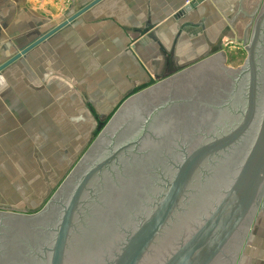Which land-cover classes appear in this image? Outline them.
<instances>
[{
	"label": "water",
	"instance_id": "1",
	"mask_svg": "<svg viewBox=\"0 0 264 264\" xmlns=\"http://www.w3.org/2000/svg\"><path fill=\"white\" fill-rule=\"evenodd\" d=\"M263 21L264 12L251 36L246 26L241 68H224L217 55L153 82L111 115L40 211L0 209L7 240L19 227L30 231L28 242L48 228L39 245L32 243L29 264H240L264 211V64L257 51ZM208 70L231 78L235 101L216 80H195ZM203 84L215 87L194 97ZM168 92L192 101L164 119L172 99L162 105L157 99ZM141 98L151 102L138 114L133 106ZM44 222L50 224L40 227Z\"/></svg>",
	"mask_w": 264,
	"mask_h": 264
},
{
	"label": "crops",
	"instance_id": "2",
	"mask_svg": "<svg viewBox=\"0 0 264 264\" xmlns=\"http://www.w3.org/2000/svg\"><path fill=\"white\" fill-rule=\"evenodd\" d=\"M96 1L70 0L74 13L68 18L73 16L66 21L64 18L67 13L64 11L62 20L72 21L63 28L55 29L58 31L52 35L54 25L31 9L32 0H0V66L15 57L21 49L50 33L43 41L26 51L23 60L27 64L30 55L33 56L24 76L15 75L16 69H19L15 65L18 62L5 67L0 76L6 78L4 75L8 71L10 80H23L19 85L23 89L22 95L26 99L34 100L35 106L39 107L36 111L41 110L42 113L52 110V133L62 131V126L71 121L80 122L79 118L75 117L82 111L90 116L94 114L101 122L99 114L107 110L111 112L114 109L113 101L120 98L112 96V80H161L213 56L222 55L218 51L221 34L215 30L216 25L210 19L216 20L220 14L226 23H230L225 28L227 30L229 27H235L241 16H250L242 13V0H239V8L235 9L230 18L223 16L222 3L218 0H202L189 10L187 8L194 0H190L189 5H184L186 0H99L98 4L92 6ZM193 13H196V16H192ZM36 57L40 60L33 62ZM222 58L225 62L223 55ZM32 80L87 81H79L68 88L69 91H65L63 83H59L63 92L57 85L54 86V89L58 88L56 91L49 92L44 89L45 86L35 84ZM101 80H109V83L102 85ZM11 85L13 86L12 83ZM58 91L60 95L63 93L64 97L60 99L59 95L57 98L60 104L55 105L46 96L48 92L54 96ZM128 97L129 95L125 98ZM106 100H109L108 104ZM99 101L104 103V109L97 106ZM11 125L12 123L8 122L0 126L5 128L6 134L12 131ZM2 131L0 127V132ZM16 136L8 138V143L6 140H0V147L8 152L6 154L13 163L16 156L10 153V144L17 149L20 148L17 144L26 142L25 139L28 141L25 133L23 136ZM74 146L65 147L62 143L61 147H55V151L58 154L59 151L66 155L72 154L74 157ZM24 148H29V144ZM64 148L67 151H64ZM79 152L80 150L77 154ZM42 154L45 153L42 151ZM59 167L61 171V166ZM2 169L0 168V175H4L8 180L7 188L12 187V182L18 179L33 184L43 178V171L33 174V168L23 173L16 167ZM39 169L42 170L41 167ZM21 190V194L27 197L31 196L33 191L32 188L28 190L26 187ZM12 194L0 191V196L8 199L7 202L0 199V209L30 211L28 207L14 209L12 204L17 195ZM251 250H254V253ZM262 263L264 264V211L256 217L240 260V264Z\"/></svg>",
	"mask_w": 264,
	"mask_h": 264
},
{
	"label": "rangeland",
	"instance_id": "3",
	"mask_svg": "<svg viewBox=\"0 0 264 264\" xmlns=\"http://www.w3.org/2000/svg\"><path fill=\"white\" fill-rule=\"evenodd\" d=\"M189 1L190 0H186L184 2V5H189ZM218 1H221L222 3L221 8L223 10L222 12L225 18H230L231 15L234 14L235 9L239 8V0ZM259 1L260 0H242V5L244 6L242 13L246 14L247 16L250 15L253 12L254 7L256 6L255 4ZM98 2L99 0L94 2L92 6L98 4ZM30 5L32 7L31 9L38 13L41 18L48 19L52 23V25H54L52 35H54L58 31L55 29H59L60 27L63 28L72 21L70 20L69 22H66L73 15L70 18L68 17L72 13H74V9H72L70 6V0H32ZM64 11L67 13V16L64 18L66 21L64 19L62 20V17H64ZM84 11H86V8L84 9ZM219 15L220 14L217 15L218 17L216 20L210 19V21L216 25L215 30L217 29L220 32L219 34H221L220 40L218 41V43L220 44L218 51H220V53H222L224 57V68L226 67L230 70L239 69L242 67L245 61L246 54L243 52L242 40L243 31L246 24L249 23V19L248 17L243 18L241 16V18L237 20L235 27H229V29L226 30L225 28L227 27V24L229 25L230 23L228 21L226 23L225 20L222 19L223 17ZM192 16H196V13H193ZM62 23L64 24L62 25ZM221 27H224V29H222ZM25 53L23 55H20L14 61L15 63L18 62L15 65L19 67V69H16V76H24L25 69L30 66V62L32 61L31 56L33 55H30L28 64L26 63V61H24ZM38 60H40L39 57L33 58V62H37ZM2 65L0 67H2ZM15 65L13 64V66ZM5 69L6 68L2 69L0 71V74L4 72ZM7 72L4 76L9 80H6L3 75L0 76V125H6L8 122H11V126H13V129L12 131L10 130L5 134V128L0 126L3 130L2 132H0V140H6V142L8 143V138H16V135L23 136V133H25L27 134L28 141L25 139L26 142L22 141L20 144H17L20 145V148L17 147V149L13 148L14 145L12 146L10 144L9 151L11 154H13L14 157L16 156V160L14 163L13 160H11V158H9V156L6 154L8 152H5L0 147V168L5 169L7 167L9 169V167H16V169H20L19 171L22 173L25 172V170L29 171L31 168H33V174H36L34 172L42 173L41 171H43V178L40 181L33 182V184L30 181L27 182L18 179L17 181L15 180L12 182V187L7 188L6 185L8 183V180L4 175H0V191L16 194V198L12 197V199L15 198V202L13 204L11 202V204L14 205L13 208L22 209L28 207V209H30V211L27 212L28 214H35L45 206L49 199L63 184L64 180L68 176V172L70 170H73L76 164L80 161L81 157L85 154V150L90 149L92 143L96 140L97 134H101V132L104 130L107 123L110 121L111 115L115 116L120 106L123 105L129 97L153 87L152 83L159 81L157 79L112 80V96H118L120 98L113 101L114 109L111 110V112L110 110L104 111L102 113L99 111V113H101L99 114V116L101 117V122L103 123H101L99 121L100 118H97V116H94V114L90 116L89 114H86L84 113V111H82L79 116L75 117L76 119L79 118L80 122L71 121L69 122V124H65L64 126H62V131H59L56 134L50 131V124L53 122V117H50V113H52V110L42 113L41 110L36 111L39 107L35 106L34 100L26 99L22 95L23 89L20 88L19 85H21V82L23 80H10ZM32 81H34L35 84H40L42 87L45 86L44 89L46 88L49 92H54L58 88L63 92V87L59 83H63L65 91H69L68 88H70L72 85H75L79 81L84 82L87 80ZM101 82L102 85L108 84L109 80H101ZM11 83L13 84V86L11 85ZM56 85L58 88L56 87L54 89V86ZM49 92L47 93L46 98L49 99L51 103L59 105L60 100L57 97L60 95V91L54 93V96ZM66 94L67 93H65V95ZM127 95H129V97L125 98ZM62 97H64L63 93L60 95V99ZM105 102L106 104H108L109 100H106ZM103 104L104 103L102 101H99L97 106L104 109ZM27 143L29 144V148L26 149L24 148V146ZM62 143L65 145V147L75 145L73 147V150L76 152V154L78 150H80V152L77 155L75 154L74 157L72 156V154L66 155L61 153L60 151L58 154L55 151V147H61ZM42 151L45 154H42ZM64 151H67V149L64 148ZM8 159H10V161ZM59 166H61V171L59 170ZM39 167H41L42 170H40ZM59 173L61 174L59 175ZM28 184L30 185V187ZM25 187L28 190H31V188L33 189L32 192L30 191L31 196L27 197L21 194V188ZM0 199L2 201L8 200H5V197L3 196H0ZM251 252L254 253V250H251Z\"/></svg>",
	"mask_w": 264,
	"mask_h": 264
},
{
	"label": "flooded vegetation",
	"instance_id": "4",
	"mask_svg": "<svg viewBox=\"0 0 264 264\" xmlns=\"http://www.w3.org/2000/svg\"><path fill=\"white\" fill-rule=\"evenodd\" d=\"M256 6L254 7V10L253 12L250 14V16H253L252 19L249 18V23H251V26L249 27L248 29V32H249V35L251 36L252 35V32L254 31V25H255V21L258 17V15H260V13L264 12V0H260L258 3L255 4ZM261 35H260V40H261V43L259 44V48H257V51H258V58H259V63L260 64H264V21L262 23V26H261ZM243 48V52L246 54L245 50H244V47L242 46ZM206 75L204 78L202 77H196L194 76L195 80H216L217 83L219 82V86L221 88H225V90H230L231 91V95L232 98L231 100L235 101V98H238V94H235L233 93V85L231 86V78L227 77V75H225V73L223 74H220L221 72L219 71H210L208 70L205 71ZM177 81V80H175ZM175 81H172V82H169V83H166L164 86H160V90H163L166 86H169V85H173ZM212 86V87H211ZM215 86L212 84H203L200 88L203 90H201L200 92L197 91L198 93L193 95L194 97L195 96H198L199 97H204L205 95L207 94H211V89H213ZM158 88V89H159ZM200 88L198 90H200ZM240 90V84H238V91ZM172 94V93H170ZM168 93L166 94H160L158 97L159 99H157V105H162V104H165L166 102H168V98H171L172 99V102L170 103V105H165L166 106V110L163 118L166 119L169 117V114L171 115V112L173 111V109H177L178 106L180 105H183V104H187L188 102H191L192 99L190 98H187L186 95H182V94H172V97L171 95ZM234 95V96H233ZM175 98V99H174ZM182 98V99H180ZM181 100V101H178V100ZM151 102V101H149ZM149 102H147V100H144L141 98V100L135 104V106H133V110L136 109V111L138 112V114L140 113V111L142 110V108H144L145 105H147ZM150 104V103H149ZM156 103H154L155 105ZM149 106V105H148ZM139 109V110H138ZM150 110V109H149ZM145 111V110H143ZM130 112V111H129ZM125 115L127 116L128 113ZM132 112V111H131ZM130 114V113H129ZM174 115V114H173ZM124 116V117H125ZM125 119V118H124ZM154 129L150 128V131H153ZM50 222H44L40 225V227L42 226H45V225H49ZM39 228L38 225L35 227V229ZM48 228H39L38 231L36 230L35 232L39 233L40 235H42L43 237L45 236H48ZM30 233L29 230L25 231L23 228H18L16 231H15V234H16V238L13 237L11 239L8 238V240L6 239V235L7 233L5 231H2L0 229V264H29L31 262V258H32V247H33V244L34 245H39L38 244V239H42L39 235L35 237L34 240H32V242H28L27 239L24 238V236H27V234ZM2 240H6L7 243L5 242V244H2ZM43 241V240H42ZM33 243V244H32ZM5 248V250L3 249L1 251V248Z\"/></svg>",
	"mask_w": 264,
	"mask_h": 264
}]
</instances>
